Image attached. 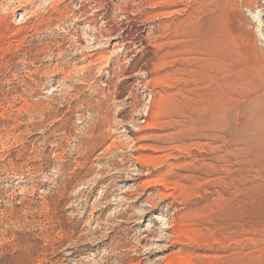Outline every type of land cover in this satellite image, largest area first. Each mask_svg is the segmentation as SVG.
<instances>
[{
	"label": "rangeland",
	"instance_id": "374dc122",
	"mask_svg": "<svg viewBox=\"0 0 264 264\" xmlns=\"http://www.w3.org/2000/svg\"><path fill=\"white\" fill-rule=\"evenodd\" d=\"M167 257L264 264V0H0V264Z\"/></svg>",
	"mask_w": 264,
	"mask_h": 264
},
{
	"label": "bare ground",
	"instance_id": "6f19581e",
	"mask_svg": "<svg viewBox=\"0 0 264 264\" xmlns=\"http://www.w3.org/2000/svg\"><path fill=\"white\" fill-rule=\"evenodd\" d=\"M224 5H225V4H224ZM220 11H221V10H220ZM220 11H219V14L222 15V12H220ZM227 12H228V11H227ZM225 13H226V11H225ZM225 13H224L223 15H225ZM229 14H230V13H229ZM229 14H226V15H229ZM221 15H220V18H222ZM223 15H222V16H223ZM230 15H231V14H230ZM226 18L228 19V16H226ZM222 19H223V18H222ZM224 20H226V19H224ZM228 20H229V19H228ZM197 38H198V37H197ZM216 41H217V40H216ZM220 45H221V44H220ZM217 46H218V45H217ZM211 49H212V48H211ZM211 49H210V50H211ZM226 52H227V51H226ZM214 66H215V65H214ZM168 78H169V77H168ZM173 79H174V78H173ZM176 81H177V80H176ZM196 83H197V82H196ZM168 84H169V83H168ZM181 98H182V97H181ZM199 101H200V100H199ZM193 102H194V101H193ZM154 106H155V105H154ZM152 107H153V105H152ZM159 107H160V106H159ZM175 108L177 109L178 107H175ZM213 108H214V107H213ZM150 109H151V108H150ZM186 109H187V108H186ZM147 110H148V109H147ZM179 110L182 111V114H185V106H184V107L181 106ZM176 111H177V110H176ZM192 111H193V110H192ZM192 111H191L190 113H189V111H188V113H189L188 115H189V119L192 118V122H193V117H191V116L193 115L194 112H192ZM155 112H156V111H155ZM160 113H161V112H160ZM222 113H223V112H222ZM224 113H225V112H224ZM159 115H160V114H159ZM156 117H158V115H157ZM156 117H155V118H156ZM182 119H183V116H182ZM182 119H181V120H182ZM183 120H184V119H183ZM183 120H182V121H183ZM176 121H177V120H176ZM182 121H178V122L180 123V122H182ZM220 121H221V120H220ZM178 122H176V124H177ZM187 122H188V120H187ZM187 122L185 121V123L183 122L182 124H184V125L186 126ZM190 122H191V119H190L189 123H190ZM192 122H191V123H192ZM179 123H178L177 125L175 124V126H178ZM191 123H190V124H191ZM197 123H198V122H197ZM158 124H159V123H158ZM158 124H157V125H158ZM193 124H194V123H193ZM193 124H191L190 126L188 125V126H187V129H185L186 132H183L185 137H189V136H193V135H198V133H193V132H197V130H198V129H196V128L194 127L195 124H194V125H193ZM215 125H216V126L214 127V129H215L216 131H219V130H220L219 128H222L223 123H221V122H216ZM185 126H184V127H185ZM203 126H204V125H201V126L199 125L200 128L203 127ZM208 126H209L210 128H212V127H211L212 125H209V124H208ZM161 127H162V126H161ZM181 133H182V132H181ZM181 133H180V135H181ZM221 133H222V132H221ZM217 135H218V134H217ZM179 137H180V136H179ZM198 137H199V135H198ZM96 139H97V138H96ZM181 139H182V138H176V139H175V138H172V139H171L172 141H171V140H170V141H171V142H176V141L179 142ZM184 139L186 140V138H184ZM222 139H223V138H222ZM101 140H102V139H101ZM168 140H169V139H168ZM95 141H96V140H95ZM170 141H169V142H170ZM180 142H181V141H180ZM95 143H96V142H95ZM176 143H177V142H176ZM166 144H167V143H166ZM169 144H170V143H169ZM213 150H214V149H213ZM226 152H227V151H226ZM167 155H168V154H167ZM240 155H241V153L239 152L238 154H236L235 157H236V158H240ZM164 156H165V155H164ZM158 157H159V156H158ZM136 158H137V157H136ZM149 158H150V157H149ZM159 158H160V157H159ZM163 158H164V157H163ZM163 158H162V159H163ZM146 159L148 160V158H146ZM150 159H151V158H150ZM136 161H138V162H140V163H144V160H143V162H141L139 159H138V160L136 159ZM145 162H146V161H145ZM237 162H238V161H237ZM156 163H158V161H157ZM142 165H143V164H142ZM146 166H147V165H146ZM151 166H152V165H151ZM149 167H150V164H149ZM203 167H206V166H203ZM210 167H211V170H212V171L215 170V167H212V166H210ZM237 170H239V169H237ZM202 171H203V170H202ZM204 171H205V170H204ZM214 172H215V171H214ZM214 172H213V173H214ZM205 173H206V171H205ZM207 173H208V171H207ZM209 173H210V172H209ZM146 174H147V173H146ZM150 181H151V180H150ZM153 181H154V180H153ZM193 181H194V180H193ZM145 183L147 184V182H145ZM150 183H151V182H150ZM153 183H154V184H153L154 186H157V185H158L159 187L161 186V187H163L164 189H166V187L169 185V184L167 183V181L164 180V178L157 179V180H155ZM191 183H192V182H191ZM147 186H148V185H147ZM175 186H176V185H175ZM181 186H182V185H181ZM181 186H180V187H181ZM148 187H149V186H148ZM168 187H169V186H168ZM168 187H167V188H168ZM176 187H177V186H176ZM180 187L178 186V188H180ZM184 187H185V186H184ZM190 188H191V187H190ZM192 188H193V187H192ZM164 189H163V191H164ZM168 190H169V189H168ZM175 191H176V190H175ZM161 192H162V191H161ZM161 192H159V193L156 192V194H154V197H158L159 199L164 200V198H166L168 194H165V193H164L165 191H164L163 193H161ZM180 192L182 193L183 196H186V195L189 194L190 189H186V188H183V187H182V189H181ZM191 192H192V191H191ZM167 193H168V191H167ZM192 193H194V192H192ZM192 193H190V194H192ZM178 194H179V193H178ZM152 195H153V194H152ZM179 195H180V194H179ZM179 195H178V196H179ZM194 195H195V194H193V196H194ZM191 196H192V195H191ZM176 197H177V196H176ZM185 198H186V197H185ZM157 200H158V199H157ZM146 202H147L148 204L152 205V206L154 205V203H153L151 200H147ZM153 207H155V206H153ZM222 213H223V212H222ZM192 217H193V216H192ZM202 217H203V216H202ZM181 218H182V217H181ZM186 218H187V216H186ZM186 218H184V219H186ZM190 218H191V217H190ZM197 218H198V217H197ZM239 218H240V217H239ZM182 219H183V218H182ZM182 219H181V220H182ZM184 221H185V220H184ZM184 221L182 220V223L179 222V224H180V225L183 224ZM187 222H188V221H187ZM198 222H199V221H198ZM173 223H174V222H173ZM173 223H172V224H173ZM177 223H178V222H177ZM174 224H176V222H175ZM176 225H177V224H176ZM180 225H178V226H180ZM171 227H172V226H171ZM171 227H170V228L168 227V228H169L168 231H169L170 235H172V236H176V240H175V241H178V242H179V241H182L181 239H183V238L179 237V236H181L182 234L179 233V232L177 231L176 227H174V228H171ZM189 230H190V229H189ZM189 232H190V231H189ZM227 233H228V232H227ZM183 234H184V233H183ZM216 235H217V234H216ZM182 236L184 237V235H182ZM185 236H186V235H185ZM184 239H185V238H184ZM197 241H198V239H197ZM203 241H204V240H203ZM218 241H219V240H218ZM220 241H221V240H220ZM198 242H199V241H198ZM211 243H212V242H211ZM174 244H175V243H174ZM208 244H209V243H208ZM170 245H171V244H170ZM205 245H206V244H205ZM222 245H223V244H222ZM208 246H209V245H208ZM173 254H175V253H173ZM170 256H171V255H170ZM174 258H175V256H174ZM174 258H173V257H172V258H171V257H167V259L165 260L166 262H164V264H193V263H192L193 261H192V262H191V261H187V259H186V260H183V259H182L181 261L178 260V262H177L176 259H179V258H176L175 260H173ZM184 259H185V258H184ZM138 264H139V263H138Z\"/></svg>",
	"mask_w": 264,
	"mask_h": 264
}]
</instances>
